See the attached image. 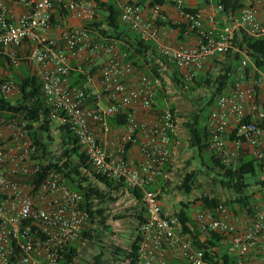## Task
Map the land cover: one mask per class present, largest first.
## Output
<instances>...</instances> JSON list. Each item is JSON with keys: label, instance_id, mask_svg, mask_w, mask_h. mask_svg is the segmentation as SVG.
I'll list each match as a JSON object with an SVG mask.
<instances>
[{"label": "built area", "instance_id": "obj_1", "mask_svg": "<svg viewBox=\"0 0 264 264\" xmlns=\"http://www.w3.org/2000/svg\"><path fill=\"white\" fill-rule=\"evenodd\" d=\"M152 1L118 0L121 22L143 41L154 43L184 81H191L213 59L240 54L234 83L218 97L206 121L209 148L226 166L236 165L243 155L263 159L264 72L255 66L246 71L250 56L237 42L243 34L264 39V0H246L242 9L225 14L213 0L200 9L205 0H166L155 6ZM56 9L64 22L53 25ZM96 14L95 0H0V57L9 58L15 68L30 61L51 119L70 127L95 173L140 192L146 216L136 264H211L195 241L205 242L212 233L231 246L238 264H252V253L264 255V203L248 206L239 215L220 203L197 210L194 222L185 224L164 213L161 190L152 187L159 180L173 181L178 90L168 65L159 64L158 74L139 72L116 43L97 39L83 27ZM160 19L183 26L187 42H178L175 31L158 24ZM52 30L65 49L49 37ZM23 47L29 49L26 57L19 55ZM82 52L87 70L82 64L77 70L85 79L72 85L70 54ZM102 57L107 61L95 64ZM88 92L95 103L89 104ZM0 95L11 101L21 96V88L13 79L5 80L2 72ZM114 117L125 124L110 126L108 119ZM27 126L21 115L0 111V264H63L88 227L89 216L82 208L83 195L61 174L43 173Z\"/></svg>", "mask_w": 264, "mask_h": 264}, {"label": "trees", "instance_id": "obj_2", "mask_svg": "<svg viewBox=\"0 0 264 264\" xmlns=\"http://www.w3.org/2000/svg\"><path fill=\"white\" fill-rule=\"evenodd\" d=\"M97 3V14L94 21L84 24L83 27L96 35L97 39H102L107 43H116L119 49L128 54V61H131L139 72L146 74H158L159 64L169 66L171 71V81L176 90L187 97H190L198 89L210 91L207 98L200 97L196 100V109L185 123L189 135V147L194 151L192 161L200 160L201 166L211 172L215 171L219 177V182L228 192L233 194L225 202L203 195L195 201L197 210L212 209L220 203L236 215L247 211V207L252 208V201H255L256 194H247L252 187V183L247 182V177H257L254 181L259 188L258 192L264 196V158L257 159L252 155H243L236 165L226 166L217 158L214 151L210 150V134L206 127V121L211 110L214 108L219 96L224 94L231 84L240 68L241 56L239 53H229L223 59H213L193 77L191 81H184L181 71L168 58L161 56L154 43L143 41L139 35L129 26L121 22V9L118 0H95ZM166 0H153L152 4L164 5ZM214 4L223 6V13L234 12L242 9L246 5V0H213ZM212 5L205 0L200 3L198 9ZM198 10H195V12ZM61 24V18L52 17V24ZM158 24L176 32L177 40L181 43L187 42L185 28L168 21L158 20ZM238 46L246 49L249 53L251 63L246 71L250 72L254 66L264 72V39H253L243 34L242 39L237 42ZM19 55H21L19 53ZM7 58V57H6ZM9 64H12L7 58ZM23 70L21 73L13 75L15 83L21 88V96L16 101L6 100L0 95V111L14 115H21L28 121V130L31 140L37 146L42 159L43 173L55 171L62 175L64 181L76 192L83 195L82 208L88 213V227L83 231L77 244L70 247L65 256L63 264H77L80 259V246L85 242L94 243L98 246V252L86 261V264H107L105 259L104 236L106 232H111L108 224L110 215L108 206L118 201L120 193L128 192L138 202L141 194L138 191L128 190L119 181H115L105 176L95 173L91 162L79 144L77 137L68 125L59 126L61 143L59 152L53 150L55 138L52 133L54 121L51 119V108L47 105L42 84L35 74L30 72L31 63L28 60L21 62ZM11 66V65H10ZM84 71L87 65L82 64ZM13 67V66H11ZM15 68V67H14ZM215 69L219 72L214 76ZM5 80L9 76H2ZM85 76L77 70L71 71L70 82L72 85H81ZM89 104L96 102L90 95ZM176 110V107L173 106ZM108 124L118 127L125 124V120L119 117L109 118ZM130 147V146H128ZM201 170H193L186 174L178 189L186 195H191L196 185ZM153 190H157L155 186ZM163 190L160 193L162 200ZM141 203V202H140ZM142 205V204H141ZM143 207V206H142ZM136 221L135 236L132 238L128 248L110 247V254L119 264H136L139 259V244L141 241L140 226L145 221V210L136 208L131 215ZM176 217L182 222L193 223V218L185 208H182ZM223 237L216 233L211 234L205 242L195 241L196 247L204 250L206 258L211 264H238L234 254L225 250L222 243ZM174 264H177L176 262Z\"/></svg>", "mask_w": 264, "mask_h": 264}, {"label": "rangeland", "instance_id": "obj_3", "mask_svg": "<svg viewBox=\"0 0 264 264\" xmlns=\"http://www.w3.org/2000/svg\"><path fill=\"white\" fill-rule=\"evenodd\" d=\"M63 23V22H62ZM171 41H174L175 38L170 37ZM6 70L2 73V76H7V73H18L15 69L6 62ZM219 72V69H215L212 73L214 76ZM180 93V94H179ZM210 95V91L206 89H198L190 97L185 96L181 92L177 91V94L174 96V103L177 109L178 114V144L176 145L175 153L173 154L175 169L173 172V181L169 182V186L172 187V194H163V203L167 207H174L175 209H181L180 200H183V203H187L190 206L188 210L189 215L193 218L197 212L198 207L195 204L197 199H200L203 195L209 197H214L221 202H225L228 198H232L233 194L228 192L219 182V177L216 172H211L204 166H201L200 160L192 161V156L195 154L194 151L189 147V135L186 130L185 123L189 120L190 115L196 109V100H200V97L207 98ZM55 142L53 144V150L59 152L61 136L59 131V126L54 123L52 129ZM201 170V173L198 176L196 185L191 195H186L178 189V186L182 183L186 174L192 172L193 170ZM260 176L247 177V182L252 183V187L247 191V194L255 193V201H252V204L264 203V196L262 193L258 192L259 188L255 186L254 181ZM134 206V202L131 199V196L128 192L120 193L118 196V201L114 204L108 206V214L110 215L108 224L111 226L112 231L106 232L104 236V245L107 250L105 251V259L107 264H119L113 260L112 255L110 254V247L116 246L121 248H128L129 244L135 236V227L136 221L131 216ZM225 250L234 254L231 250L229 244H225ZM98 246L94 243L85 242L80 246V259L77 261V264H86V261L89 260L92 255L97 253Z\"/></svg>", "mask_w": 264, "mask_h": 264}, {"label": "crops", "instance_id": "obj_4", "mask_svg": "<svg viewBox=\"0 0 264 264\" xmlns=\"http://www.w3.org/2000/svg\"><path fill=\"white\" fill-rule=\"evenodd\" d=\"M105 1H107V0H105ZM60 14H61V11L59 9H56L53 16L55 18H59ZM61 20H62V22H64L63 19H61ZM170 34L172 35V32H170ZM173 35L175 36V34H173ZM49 37H51L52 39H55L58 42V45L61 46L63 49H65L64 44L61 42V40L59 38V34L57 32H55V30H52L49 33ZM20 54H21V56L26 57L29 54L28 47H23L20 50ZM70 58H71V64L73 65V68H75L79 64H86L88 61L86 59V53L85 52L77 53L75 55L70 54ZM106 61H107V57H102L100 60L96 61L95 64H104ZM6 62H8V61H7V58L5 56L0 57V72H2V73L7 68ZM12 69H15L18 73H21L25 69L29 70L28 68L24 69L22 65L19 68L12 67ZM30 72L32 73V67L30 69ZM7 76H9L10 78H13V73H7ZM175 149H176V147H174V149H173L174 153H175ZM131 158L135 160V148H132V150H131ZM174 163L175 162L173 161L172 170L175 169ZM155 187L157 189H160L161 192L163 190V193H165V194H169V195L172 194V187L169 186V183H165L162 180H159L158 184H156ZM130 196H131L132 201L134 202V206L132 207V209L135 210L136 208H138L139 210H142L143 207H142L141 203L138 202L132 195H130ZM180 201H181L180 204H181L182 208H185V210L188 211L190 209V206L187 203L186 204L183 203V200H180ZM162 208H163L164 213L168 216H176V214L182 209V208L181 209H175L174 207H167L163 203V197H162ZM183 224H185V223H183ZM250 259L252 261V264H264V255L259 251L252 253V255L250 256ZM175 262L177 264H179V262H177V261H175Z\"/></svg>", "mask_w": 264, "mask_h": 264}]
</instances>
